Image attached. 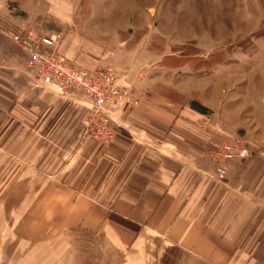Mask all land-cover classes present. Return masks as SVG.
Returning <instances> with one entry per match:
<instances>
[{"label":"crops","instance_id":"obj_1","mask_svg":"<svg viewBox=\"0 0 264 264\" xmlns=\"http://www.w3.org/2000/svg\"><path fill=\"white\" fill-rule=\"evenodd\" d=\"M12 43L0 40V242L81 229L98 238L106 264H156L169 245L210 264H264V157L226 159V179L215 181L201 149L212 129L144 97L113 113L108 145L83 137V95L30 82L28 55ZM65 53L80 67L102 64L85 48ZM116 68L119 83L133 79Z\"/></svg>","mask_w":264,"mask_h":264},{"label":"rangeland","instance_id":"obj_2","mask_svg":"<svg viewBox=\"0 0 264 264\" xmlns=\"http://www.w3.org/2000/svg\"><path fill=\"white\" fill-rule=\"evenodd\" d=\"M28 25L61 32L66 57L67 45H74L98 52L100 65L132 71L124 85L138 101L144 97L205 132L212 129L200 143L212 174L219 147L234 138L247 142L250 155L242 158L264 157V0H0L2 42L12 43L7 30ZM24 68L37 85L27 61ZM189 106L205 114L190 119ZM83 119L81 134L89 137ZM65 236L39 244L0 242V264L108 262L90 231ZM25 257L34 258L26 263ZM156 264L210 263L169 245Z\"/></svg>","mask_w":264,"mask_h":264},{"label":"built area","instance_id":"obj_3","mask_svg":"<svg viewBox=\"0 0 264 264\" xmlns=\"http://www.w3.org/2000/svg\"><path fill=\"white\" fill-rule=\"evenodd\" d=\"M5 35L27 53V67L34 80L56 94L76 89L84 97L88 112L83 119L84 135L108 145L114 138L113 113L119 108H132L139 100L129 86L118 82L117 73L110 67L90 68L76 65L58 49L61 32H48L33 25L7 30ZM250 150L243 138L226 141L216 153L218 159L213 177L221 181L226 175L223 160L247 157Z\"/></svg>","mask_w":264,"mask_h":264}]
</instances>
